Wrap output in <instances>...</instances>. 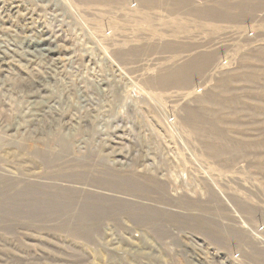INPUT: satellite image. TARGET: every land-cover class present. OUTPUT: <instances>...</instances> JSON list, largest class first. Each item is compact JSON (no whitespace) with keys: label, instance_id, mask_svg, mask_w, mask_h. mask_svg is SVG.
Here are the masks:
<instances>
[{"label":"rangeland","instance_id":"1","mask_svg":"<svg viewBox=\"0 0 264 264\" xmlns=\"http://www.w3.org/2000/svg\"><path fill=\"white\" fill-rule=\"evenodd\" d=\"M0 264H264V0H0Z\"/></svg>","mask_w":264,"mask_h":264}]
</instances>
